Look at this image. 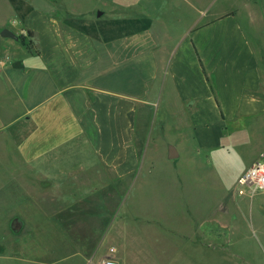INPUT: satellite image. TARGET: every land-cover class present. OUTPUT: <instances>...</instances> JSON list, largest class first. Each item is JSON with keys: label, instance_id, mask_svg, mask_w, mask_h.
<instances>
[{"label": "crops", "instance_id": "1", "mask_svg": "<svg viewBox=\"0 0 264 264\" xmlns=\"http://www.w3.org/2000/svg\"><path fill=\"white\" fill-rule=\"evenodd\" d=\"M130 9L136 19L111 36L96 27L100 5L0 0L3 185L25 262L187 264L185 231L165 227L164 204L150 206L158 187L138 181V141L160 117L178 120L196 156H264V0ZM255 197L264 227V192Z\"/></svg>", "mask_w": 264, "mask_h": 264}, {"label": "rangeland", "instance_id": "2", "mask_svg": "<svg viewBox=\"0 0 264 264\" xmlns=\"http://www.w3.org/2000/svg\"><path fill=\"white\" fill-rule=\"evenodd\" d=\"M133 2L82 0L85 8L100 5L105 10L100 12V19H96V27L106 28L111 36L117 31L114 28L119 25L124 28L136 19L130 9ZM173 115L178 117V111ZM169 121L173 124L160 117L148 139L149 128H143L138 142L144 156V169L138 181L158 187L150 193V206H158L160 201L164 204L165 227L171 233L185 231L187 264H264V227H260V213L253 203L251 206L250 198L237 195V179L249 167L248 160H240L233 151L220 161L209 159L205 153L196 156L198 150L192 141L180 138L184 128L177 126L178 120ZM169 145L176 146L179 158H168ZM3 158L0 150V264H38L35 258L25 262L18 241L11 240L10 222L18 208L10 206L9 189L3 185ZM132 180L130 177L124 182ZM174 246L171 238L167 251ZM166 257H159L161 263ZM150 258V264H156V259Z\"/></svg>", "mask_w": 264, "mask_h": 264}, {"label": "built area", "instance_id": "3", "mask_svg": "<svg viewBox=\"0 0 264 264\" xmlns=\"http://www.w3.org/2000/svg\"><path fill=\"white\" fill-rule=\"evenodd\" d=\"M261 192H264V156L250 165L237 179V195L254 198ZM101 264H121V262L109 257Z\"/></svg>", "mask_w": 264, "mask_h": 264}, {"label": "water", "instance_id": "4", "mask_svg": "<svg viewBox=\"0 0 264 264\" xmlns=\"http://www.w3.org/2000/svg\"><path fill=\"white\" fill-rule=\"evenodd\" d=\"M100 15V14H99ZM1 35L3 37H7V38H16V34L13 33L11 30L9 29H5L1 32ZM180 157V153L178 151V149L176 148V146L174 145H169V149H168V158L171 160L177 159Z\"/></svg>", "mask_w": 264, "mask_h": 264}, {"label": "trees", "instance_id": "5", "mask_svg": "<svg viewBox=\"0 0 264 264\" xmlns=\"http://www.w3.org/2000/svg\"><path fill=\"white\" fill-rule=\"evenodd\" d=\"M29 37H30V39L33 37V33H29ZM28 47L30 48V49H33V42L31 41V40H29V42H28Z\"/></svg>", "mask_w": 264, "mask_h": 264}]
</instances>
